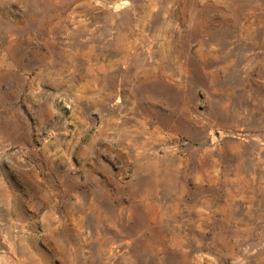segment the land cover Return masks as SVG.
Returning <instances> with one entry per match:
<instances>
[{
    "label": "rangeland",
    "instance_id": "obj_1",
    "mask_svg": "<svg viewBox=\"0 0 264 264\" xmlns=\"http://www.w3.org/2000/svg\"><path fill=\"white\" fill-rule=\"evenodd\" d=\"M0 264H264V0H0Z\"/></svg>",
    "mask_w": 264,
    "mask_h": 264
}]
</instances>
